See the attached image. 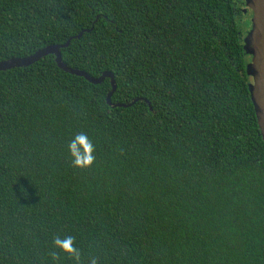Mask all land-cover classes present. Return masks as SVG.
Returning <instances> with one entry per match:
<instances>
[{
	"label": "trees",
	"instance_id": "trees-1",
	"mask_svg": "<svg viewBox=\"0 0 264 264\" xmlns=\"http://www.w3.org/2000/svg\"><path fill=\"white\" fill-rule=\"evenodd\" d=\"M238 0H0V264H264V141ZM83 32L80 37L77 36ZM85 135L93 163L68 145ZM55 254V258L54 255Z\"/></svg>",
	"mask_w": 264,
	"mask_h": 264
},
{
	"label": "water",
	"instance_id": "water-1",
	"mask_svg": "<svg viewBox=\"0 0 264 264\" xmlns=\"http://www.w3.org/2000/svg\"><path fill=\"white\" fill-rule=\"evenodd\" d=\"M252 10V28L244 38V49L251 56L252 63L248 67V74L252 75L253 94L252 100L257 117V122L260 128V133L264 141V0H249ZM83 32H80L75 37H80ZM71 39H68L64 44L47 45L31 55L25 57H14L0 61V71L11 69L14 67L29 66L48 54L55 56L57 65L66 72L85 77L88 81L98 84L106 77H109L112 84V89L108 93L107 102L112 106L126 107L131 103H112L111 97L115 92L117 85L114 74L111 71H104L100 76L95 77L85 70L68 66L62 57L61 49L69 45Z\"/></svg>",
	"mask_w": 264,
	"mask_h": 264
},
{
	"label": "clouds",
	"instance_id": "clouds-1",
	"mask_svg": "<svg viewBox=\"0 0 264 264\" xmlns=\"http://www.w3.org/2000/svg\"><path fill=\"white\" fill-rule=\"evenodd\" d=\"M69 151L72 157V164L76 167H87L93 163L94 156L92 155L94 146L89 142L85 135H76L72 142L68 145ZM56 245L63 251L73 254L76 264H80V257L77 250L72 246V240L65 239L63 241L57 239ZM54 258H55V254ZM91 264H96L95 259L91 261Z\"/></svg>",
	"mask_w": 264,
	"mask_h": 264
},
{
	"label": "rangeland",
	"instance_id": "rangeland-1",
	"mask_svg": "<svg viewBox=\"0 0 264 264\" xmlns=\"http://www.w3.org/2000/svg\"><path fill=\"white\" fill-rule=\"evenodd\" d=\"M249 3V0H246V2L244 3V7H243V14L241 15V20H242V23L244 24V27L246 29L250 28V22H251V14H250V11L249 9L251 8L250 5H248ZM240 4V3H239ZM241 5V4H240ZM245 29V30H246ZM251 30V29H250ZM249 30V31H250ZM250 56V55H249ZM251 63H252V59L250 60ZM250 75V74H249ZM250 78L252 80V75H250Z\"/></svg>",
	"mask_w": 264,
	"mask_h": 264
},
{
	"label": "flooded vegetation",
	"instance_id": "flooded-vegetation-1",
	"mask_svg": "<svg viewBox=\"0 0 264 264\" xmlns=\"http://www.w3.org/2000/svg\"><path fill=\"white\" fill-rule=\"evenodd\" d=\"M238 2L241 4L240 9L243 10L244 3L246 2V0H238ZM249 11H250L251 18H252V10H251V8L249 9ZM251 28H252V21L250 22V28L246 29L245 32H248Z\"/></svg>",
	"mask_w": 264,
	"mask_h": 264
}]
</instances>
